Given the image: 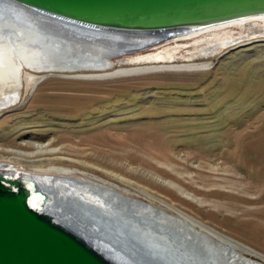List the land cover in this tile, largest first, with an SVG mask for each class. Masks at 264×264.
<instances>
[{
	"label": "rangeland",
	"instance_id": "obj_1",
	"mask_svg": "<svg viewBox=\"0 0 264 264\" xmlns=\"http://www.w3.org/2000/svg\"><path fill=\"white\" fill-rule=\"evenodd\" d=\"M206 62L116 76L49 73L3 110L0 163L65 167L143 190L264 256V36Z\"/></svg>",
	"mask_w": 264,
	"mask_h": 264
},
{
	"label": "water",
	"instance_id": "obj_2",
	"mask_svg": "<svg viewBox=\"0 0 264 264\" xmlns=\"http://www.w3.org/2000/svg\"><path fill=\"white\" fill-rule=\"evenodd\" d=\"M9 6L46 22L52 38L84 50H133L138 39L162 41L264 16V0H0V18ZM8 171L0 169V264H264V256L223 233L240 246L228 247L220 237L209 245L192 228L161 221L146 199L102 193L75 179L72 190L88 194L66 192Z\"/></svg>",
	"mask_w": 264,
	"mask_h": 264
},
{
	"label": "bare ground",
	"instance_id": "obj_3",
	"mask_svg": "<svg viewBox=\"0 0 264 264\" xmlns=\"http://www.w3.org/2000/svg\"><path fill=\"white\" fill-rule=\"evenodd\" d=\"M9 8L0 18V113L4 109L18 105L24 94L34 89L49 73H73L85 77L131 74L152 69L201 70L211 65L206 60L222 55L227 48L251 37L264 36V25L261 23L264 22L262 20L264 16H257L190 31L162 41L151 37L138 39L133 41L131 46L140 47L133 50H114L108 47L95 49L90 47L84 50L82 46H76L75 43H65L49 36L46 22H41L20 8L14 6ZM238 27L245 32L240 37L231 33L233 28ZM190 47L195 51L187 53ZM141 51L147 52L135 57L119 58L122 55ZM57 52L61 55H57ZM33 57L34 62L31 61ZM114 58L119 59L112 61ZM114 64L116 67L113 66ZM2 168L8 169V172L15 176L20 174L28 177L35 176L39 182L63 187V191L66 192H70L75 186L69 179H75L82 186H90L102 193L114 190L138 199H143L141 198L143 196L151 204L152 209L158 208L161 221L169 219L180 227L192 228L209 245L215 244L217 237H220L224 243H228V247L230 244L235 247L240 246L203 222L140 189L123 188L101 179L103 183H94L81 176H88V174L65 167L53 166L31 171L9 162H1L0 169ZM72 191L88 194L83 189ZM108 195L112 194L107 193ZM32 201L35 204L41 203L35 192H33ZM47 208L49 209L50 205H47ZM148 215L155 216L152 210H149ZM242 246L244 245L241 244Z\"/></svg>",
	"mask_w": 264,
	"mask_h": 264
}]
</instances>
